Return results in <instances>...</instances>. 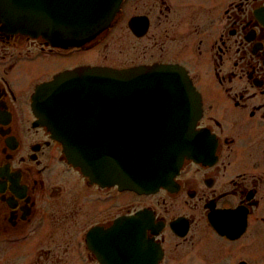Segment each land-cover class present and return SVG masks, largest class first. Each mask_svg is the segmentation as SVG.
<instances>
[{
  "label": "flooded vegetation",
  "instance_id": "obj_1",
  "mask_svg": "<svg viewBox=\"0 0 264 264\" xmlns=\"http://www.w3.org/2000/svg\"><path fill=\"white\" fill-rule=\"evenodd\" d=\"M119 25L156 54L96 58ZM39 58L63 65L27 80L21 62ZM154 64L187 72L213 153L153 193L92 181L40 124L38 85ZM0 264H264V0H123L81 47L0 30Z\"/></svg>",
  "mask_w": 264,
  "mask_h": 264
},
{
  "label": "water",
  "instance_id": "obj_2",
  "mask_svg": "<svg viewBox=\"0 0 264 264\" xmlns=\"http://www.w3.org/2000/svg\"><path fill=\"white\" fill-rule=\"evenodd\" d=\"M121 1L0 0V29L81 46L108 28ZM32 106L68 161L100 184L154 192L185 159L211 152L195 131L200 97L177 66L67 70L37 88Z\"/></svg>",
  "mask_w": 264,
  "mask_h": 264
},
{
  "label": "rangeland",
  "instance_id": "obj_3",
  "mask_svg": "<svg viewBox=\"0 0 264 264\" xmlns=\"http://www.w3.org/2000/svg\"><path fill=\"white\" fill-rule=\"evenodd\" d=\"M123 28L124 27H120L119 25V28H117L118 29L117 32L109 37L110 41L108 40L107 45L105 47L101 46L99 47V49H95L93 51L96 55V58H98V56L100 58L107 56L110 59L111 57H113L114 59H121L122 61H124V60H130L128 59V57L131 56L132 54H141L142 52H145L149 55L156 54L157 46H155V43L152 44L150 40H145V42L142 43V45L146 43L147 46L137 45V47L135 48L134 45L136 44L137 40L133 38H127L126 40V38L123 36V34H125ZM21 64L23 65L22 72H26L27 74H29L27 75V80H29V78H31L30 70H32V67H36L37 69H41L44 71L54 70L56 68L58 70L59 66L62 67L63 61L59 58H50V59L39 58L32 61L29 60L23 61L21 62Z\"/></svg>",
  "mask_w": 264,
  "mask_h": 264
}]
</instances>
